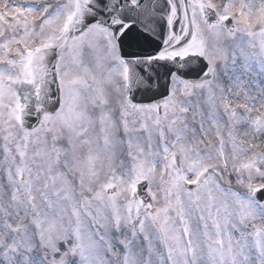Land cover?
Listing matches in <instances>:
<instances>
[{
    "label": "snow or ice",
    "instance_id": "snow-or-ice-1",
    "mask_svg": "<svg viewBox=\"0 0 264 264\" xmlns=\"http://www.w3.org/2000/svg\"><path fill=\"white\" fill-rule=\"evenodd\" d=\"M0 264H264V0H0Z\"/></svg>",
    "mask_w": 264,
    "mask_h": 264
}]
</instances>
